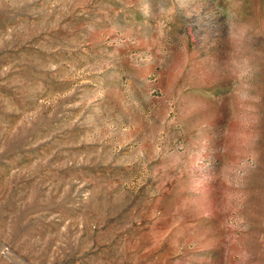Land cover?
Listing matches in <instances>:
<instances>
[{"label": "rangeland", "instance_id": "374dc122", "mask_svg": "<svg viewBox=\"0 0 264 264\" xmlns=\"http://www.w3.org/2000/svg\"><path fill=\"white\" fill-rule=\"evenodd\" d=\"M0 264H264V0H0Z\"/></svg>", "mask_w": 264, "mask_h": 264}]
</instances>
